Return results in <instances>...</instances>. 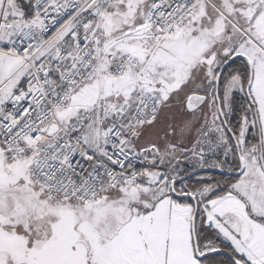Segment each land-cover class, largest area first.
Returning a JSON list of instances; mask_svg holds the SVG:
<instances>
[{
	"label": "snow or ice",
	"instance_id": "snow-or-ice-1",
	"mask_svg": "<svg viewBox=\"0 0 264 264\" xmlns=\"http://www.w3.org/2000/svg\"><path fill=\"white\" fill-rule=\"evenodd\" d=\"M0 264H264V0H0Z\"/></svg>",
	"mask_w": 264,
	"mask_h": 264
}]
</instances>
